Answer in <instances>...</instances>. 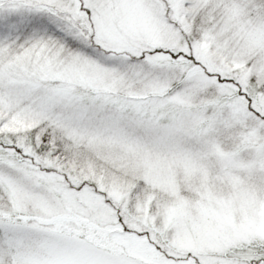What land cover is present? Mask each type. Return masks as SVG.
Here are the masks:
<instances>
[{"label":"snow or ice","instance_id":"obj_1","mask_svg":"<svg viewBox=\"0 0 264 264\" xmlns=\"http://www.w3.org/2000/svg\"><path fill=\"white\" fill-rule=\"evenodd\" d=\"M0 264H264V0H0Z\"/></svg>","mask_w":264,"mask_h":264}]
</instances>
